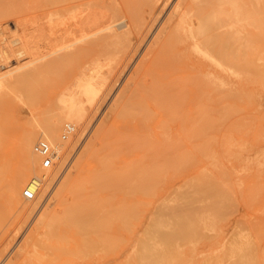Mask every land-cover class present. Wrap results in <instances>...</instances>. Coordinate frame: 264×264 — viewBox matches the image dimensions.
Here are the masks:
<instances>
[{
    "label": "rangeland",
    "instance_id": "obj_1",
    "mask_svg": "<svg viewBox=\"0 0 264 264\" xmlns=\"http://www.w3.org/2000/svg\"><path fill=\"white\" fill-rule=\"evenodd\" d=\"M179 1L0 0V73L45 64L0 83V178L25 169L28 127L79 111L53 166L31 163L36 198L0 179V264H264V0H184L138 73ZM90 9L131 32L94 35Z\"/></svg>",
    "mask_w": 264,
    "mask_h": 264
},
{
    "label": "bare ground",
    "instance_id": "obj_2",
    "mask_svg": "<svg viewBox=\"0 0 264 264\" xmlns=\"http://www.w3.org/2000/svg\"><path fill=\"white\" fill-rule=\"evenodd\" d=\"M185 1H187V0H185ZM185 1L180 0L177 3V5L175 6V9L170 12L169 17H168V26L165 25L164 27L159 29V31L157 32L153 41L150 44V47L147 51V54H148L147 57L143 58V60L140 64L141 66H139L140 68L138 67L137 68L138 70H136L137 72L142 70L143 66H144V68H150L155 63V61L159 57V52L162 50V47H163L161 44L165 39L164 35L166 34V32H168L170 30L167 28L170 27L171 21H173L175 19V17L178 15V13H177L178 9L182 8L186 5ZM165 3H167V2H165ZM164 6H167V5H164ZM89 7H90V5H89ZM100 21H101V18L97 16L96 11L93 9H90V10H88V12H86L84 14V16L81 20V24L84 27H86V29L94 31V33H93L94 35H97L100 31L105 30L106 32L104 35L107 36V38H119L120 36L127 35L131 32V28H128V30L126 32L119 33L114 28H112L111 25L106 24L103 27L102 21L101 22ZM104 22L105 21L103 20V23ZM108 22H109V20H108ZM105 23H107V21ZM107 38L105 40H107ZM187 42H188V38H184L180 41L179 45H186ZM135 46H137V45H135ZM71 51H73V50H71ZM152 52H154V53L152 55H150ZM154 55H155V57H154ZM61 57L60 58L59 57L54 58L53 64L55 65V63L57 61H59L61 59ZM27 64L28 63H24V64L20 65L19 67L18 66L16 68L14 67L15 69L6 70L3 73L1 72L0 73V83L3 85L7 83L9 85H13V86H17V87L20 85L22 87V84L26 83L27 80L29 79V77L32 76V74L41 72L43 69V66L45 65L43 62H39L35 66V69L32 72H28L26 70H23V68L26 67ZM48 65L51 66L50 64H47L46 66H48ZM44 69H45V67H44ZM144 70H146V69H143V71ZM138 73H141V71ZM78 75H79V73H78ZM85 75H84V77H85ZM83 79L86 81L88 78L86 77ZM94 85L95 84L91 85L89 89L96 91V88L94 87ZM63 104H62L63 105L62 113L59 112V114L55 115L50 120H48V122L44 124V126L42 127V129L40 131H37L36 129H34L32 127L31 128L28 127L29 129L28 128H27L28 130L26 129L27 132L21 136L19 148L21 150L22 160H24L23 162H25V165H24V166H26V167H24L25 169L21 170L20 173H18L16 175L10 174L9 171H7L9 174L6 173V171H3L1 174V178H0L1 181H3L5 183V185L8 186L11 194L14 197H16V199L20 200V199H22V196H26L27 198H36L46 183L45 179H42V178L46 177L45 172L42 174L43 177H41V178L39 176H36V174L32 175L31 177H29V173L27 174V172L31 170V163L37 164L42 159L41 156L38 153H36L34 150L33 144L37 138V134L40 133L39 135H41L45 139H47L50 142V144L52 145L53 150L56 153H58L59 155L63 151V146L61 147V144L59 142H57L58 137H59V134H58L59 123H61L63 120H66V121L67 120L68 121L74 120L75 121L79 117V114H78L79 111L77 110V108L75 107V105L73 103L66 102V99H64ZM70 123H72V122H70ZM72 124H74V123H72ZM104 126H106V120H103L101 123V128ZM22 168H23V166H22ZM47 185H48V183H47ZM45 188H47V186ZM43 219H44V217H43ZM36 238H37L36 233L31 234L23 241L22 244L20 243L21 245L17 249V255H21L22 252H24L26 250L27 246H29L31 244L33 245V242L35 241ZM101 238L104 239L103 234L100 232L97 235V237L94 238V240L96 241V240L101 239ZM111 238H112V232L109 231L107 233V239H109V241H111ZM30 249H32V247ZM34 249H35V247H34ZM34 251H36V249ZM26 253H28V252L26 251ZM26 256H27L26 258L29 257L28 255H26ZM112 260H113L112 256L111 257L109 256V257H91V258H89V262H97V263H103V264L108 263ZM14 262H16V261H14ZM9 263H11V262H9Z\"/></svg>",
    "mask_w": 264,
    "mask_h": 264
},
{
    "label": "built area",
    "instance_id": "obj_3",
    "mask_svg": "<svg viewBox=\"0 0 264 264\" xmlns=\"http://www.w3.org/2000/svg\"><path fill=\"white\" fill-rule=\"evenodd\" d=\"M76 130L74 124L67 122L64 125V132L62 137L68 138ZM34 150L38 153L42 160L41 164L45 168H50L55 163L56 152L53 150L52 145L47 139L41 138L34 144Z\"/></svg>",
    "mask_w": 264,
    "mask_h": 264
}]
</instances>
